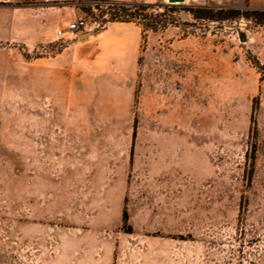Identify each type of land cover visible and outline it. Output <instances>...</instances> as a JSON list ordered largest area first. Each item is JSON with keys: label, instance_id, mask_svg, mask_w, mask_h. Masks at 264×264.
Returning a JSON list of instances; mask_svg holds the SVG:
<instances>
[{"label": "rangeland", "instance_id": "rangeland-1", "mask_svg": "<svg viewBox=\"0 0 264 264\" xmlns=\"http://www.w3.org/2000/svg\"><path fill=\"white\" fill-rule=\"evenodd\" d=\"M113 2L0 0V264H264V6L124 1L138 76L80 90Z\"/></svg>", "mask_w": 264, "mask_h": 264}, {"label": "crops", "instance_id": "crops-1", "mask_svg": "<svg viewBox=\"0 0 264 264\" xmlns=\"http://www.w3.org/2000/svg\"><path fill=\"white\" fill-rule=\"evenodd\" d=\"M247 4L264 6V0H247ZM143 33V27L137 22L108 21L101 30L85 38L84 45L76 49L75 60L79 61V68L76 67L71 71L72 63L67 61L65 56V50L69 46L51 57L53 60H58L56 74L64 80L73 76L80 90L86 89L91 84L90 80L95 84L96 79L109 80L104 84H129L127 80H134L138 76ZM34 40L44 42L46 37L35 33Z\"/></svg>", "mask_w": 264, "mask_h": 264}, {"label": "trees", "instance_id": "trees-1", "mask_svg": "<svg viewBox=\"0 0 264 264\" xmlns=\"http://www.w3.org/2000/svg\"><path fill=\"white\" fill-rule=\"evenodd\" d=\"M109 7L110 14L114 17L111 21H133L132 17L138 15L139 11H145L149 5L142 3L113 2ZM246 12L247 16H252L256 23L264 25V8H252ZM261 68L264 69V67ZM124 218H126L125 212Z\"/></svg>", "mask_w": 264, "mask_h": 264}, {"label": "built area", "instance_id": "built-area-1", "mask_svg": "<svg viewBox=\"0 0 264 264\" xmlns=\"http://www.w3.org/2000/svg\"><path fill=\"white\" fill-rule=\"evenodd\" d=\"M154 12H156V11H154ZM79 28H86L85 22L82 19H76V20L72 21L71 23H69L67 25L66 32L58 30L57 35L59 38H62L65 33H68V34L76 37V32L78 31ZM49 50H51V49H49Z\"/></svg>", "mask_w": 264, "mask_h": 264}, {"label": "water", "instance_id": "water-1", "mask_svg": "<svg viewBox=\"0 0 264 264\" xmlns=\"http://www.w3.org/2000/svg\"><path fill=\"white\" fill-rule=\"evenodd\" d=\"M170 1H174V0H170ZM178 1H184V0H178ZM91 33L90 32H84L83 30H80L78 32V36L79 38H81V40H84L85 38H87L88 36H90ZM238 37L240 39V41H246V35L244 32L240 31L238 32Z\"/></svg>", "mask_w": 264, "mask_h": 264}, {"label": "bare ground", "instance_id": "bare-ground-1", "mask_svg": "<svg viewBox=\"0 0 264 264\" xmlns=\"http://www.w3.org/2000/svg\"><path fill=\"white\" fill-rule=\"evenodd\" d=\"M177 1H178V0H174V1H172V3H173V4H176V3H178Z\"/></svg>", "mask_w": 264, "mask_h": 264}]
</instances>
